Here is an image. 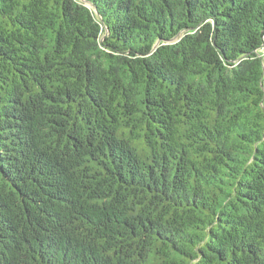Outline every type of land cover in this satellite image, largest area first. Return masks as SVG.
<instances>
[{
	"label": "trees",
	"instance_id": "16d2710c",
	"mask_svg": "<svg viewBox=\"0 0 264 264\" xmlns=\"http://www.w3.org/2000/svg\"><path fill=\"white\" fill-rule=\"evenodd\" d=\"M0 264H264V0H0Z\"/></svg>",
	"mask_w": 264,
	"mask_h": 264
}]
</instances>
